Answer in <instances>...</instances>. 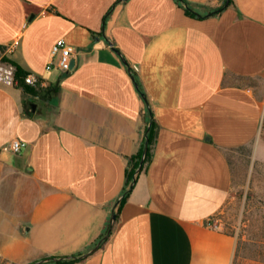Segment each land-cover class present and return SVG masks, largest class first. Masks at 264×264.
Returning a JSON list of instances; mask_svg holds the SVG:
<instances>
[{"label": "crops", "instance_id": "0c3cea01", "mask_svg": "<svg viewBox=\"0 0 264 264\" xmlns=\"http://www.w3.org/2000/svg\"><path fill=\"white\" fill-rule=\"evenodd\" d=\"M226 3L0 0V45L41 91L0 79V264H234L237 238L211 219L233 189L229 153L263 126L264 0ZM61 39L69 72L47 68ZM148 108L152 157L98 249Z\"/></svg>", "mask_w": 264, "mask_h": 264}, {"label": "rangeland", "instance_id": "374dc122", "mask_svg": "<svg viewBox=\"0 0 264 264\" xmlns=\"http://www.w3.org/2000/svg\"><path fill=\"white\" fill-rule=\"evenodd\" d=\"M5 51H0V75H9L10 78L1 80L18 86L16 67ZM8 70L13 73L8 74ZM254 89L264 101V76L255 80ZM229 157L234 172L233 189L211 223L235 236L238 245L241 241L246 243L236 264H264L252 260L253 247L249 244L264 238V121L258 138L248 146L231 151Z\"/></svg>", "mask_w": 264, "mask_h": 264}, {"label": "trees", "instance_id": "16d2710c", "mask_svg": "<svg viewBox=\"0 0 264 264\" xmlns=\"http://www.w3.org/2000/svg\"><path fill=\"white\" fill-rule=\"evenodd\" d=\"M5 49H6V47L0 45V51H5ZM10 62L16 67V81H17L18 87L22 88L26 94H32L34 96H40L41 95L40 86H33L30 84H27L26 80H25L26 76L28 75L27 72L24 69H22L19 65H17L15 62H13L12 60H10ZM139 89H140V92L142 94L143 93L145 94V91L141 86ZM147 117H148L147 118L148 123H150L152 121V125H151L150 131L146 132L147 133L146 134V141H147V138H149L150 143H149L148 155H147L143 169L146 167V165L148 164V162L150 161V159L152 157V148H153V145L155 143L156 135H157V131H156L157 124H156L155 120H153V112L151 110H149V108L147 110ZM144 149H145V144H144V148L138 154L130 157V159H129L128 178H127V183H126L124 192H123L121 200L119 202L118 211H117V220L120 218L121 209H122L123 205L125 204L126 200L128 199L129 195L132 192L133 188H131V185L135 179L136 171L140 166V163H141V160L143 157V153H144ZM110 224H111V219L109 220L103 235L101 236L99 241L96 243V245L99 242L101 243V245L98 249H100L104 245V243L110 238V235H111V233L109 234ZM243 242L244 241H241L237 247L236 258H235L234 264H236V262L239 260V258L242 257L241 256L242 252H244V250L246 248V245H245L246 243L245 242L243 243ZM249 244H250V246L253 247V250H252L253 255L251 257L252 260H254L256 262L264 263V238L261 237L258 240H253ZM94 247H91L89 250H91ZM98 249H96V250H98ZM85 255L79 254V255L74 256L70 259H64L61 261H54L53 260L54 257H47L46 259H49V261H46V262L41 263V264H72V263H76V262L84 260L86 258ZM2 264H7V263L3 262Z\"/></svg>", "mask_w": 264, "mask_h": 264}, {"label": "built area", "instance_id": "2783aa9c", "mask_svg": "<svg viewBox=\"0 0 264 264\" xmlns=\"http://www.w3.org/2000/svg\"><path fill=\"white\" fill-rule=\"evenodd\" d=\"M76 53V48L70 44L67 43L65 39L59 40L53 47L52 50V55L55 58H58V63L56 64L55 61H52L50 65H48V69H52L54 66L58 67L64 72H69L71 71L72 68V62L74 58V54ZM8 74H12L13 72L8 70ZM9 75H0V79H9ZM26 83L33 85V86H39L40 84V78L37 75L30 74L27 75L26 78ZM10 149L14 153H20L22 152L26 147L27 143L25 141H22L20 139H14L10 145ZM213 226H216L213 224Z\"/></svg>", "mask_w": 264, "mask_h": 264}, {"label": "water", "instance_id": "95a60500", "mask_svg": "<svg viewBox=\"0 0 264 264\" xmlns=\"http://www.w3.org/2000/svg\"><path fill=\"white\" fill-rule=\"evenodd\" d=\"M229 3H230V0H227V3H226V5H225V7L228 6ZM225 7H224V8H225ZM215 13H217V11H215V12H213V13H211V14H215ZM74 64H75V62L73 61V62H72V68L74 67ZM144 97H145V95H144ZM33 106L35 107V105H33ZM151 125H152V121H151L150 124H149L148 132H149L150 129H151ZM149 143H150V140H149V138H147L146 145H145V149H144V153H143V157H142V160H141L140 166H139V168H138L137 171H136L135 179H134V181H133V183H132V185H131V188H134L135 183H136V180H137V176H138V174L142 171V169H143V167H144V164H145V161H146V158H147V155H148V151H149ZM120 200H121V199H120ZM119 202H120V201H119ZM116 219H117V214H116V212H114V213L112 214V218H111V224H110L109 234L112 233V231H113V229H114ZM94 251H95V249H94L92 252H94ZM88 254H90V253H88ZM70 258H72V257H65V258L54 257L53 260H54V261H61V260H64V259H70ZM46 261H49V259H44V260L39 261V262L34 263V264H41V263H44V262H46Z\"/></svg>", "mask_w": 264, "mask_h": 264}]
</instances>
